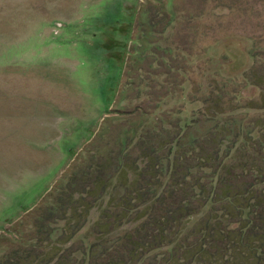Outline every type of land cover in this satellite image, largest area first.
<instances>
[{
	"label": "rangeland",
	"instance_id": "1",
	"mask_svg": "<svg viewBox=\"0 0 264 264\" xmlns=\"http://www.w3.org/2000/svg\"><path fill=\"white\" fill-rule=\"evenodd\" d=\"M215 94L234 99L226 116L203 104ZM263 104L264 0H0V259L92 242L108 196L65 245L79 218L49 223L43 209L73 166L133 128L169 130L195 115L191 133L228 116L233 131L252 129ZM40 220L51 243L36 240Z\"/></svg>",
	"mask_w": 264,
	"mask_h": 264
},
{
	"label": "trees",
	"instance_id": "2",
	"mask_svg": "<svg viewBox=\"0 0 264 264\" xmlns=\"http://www.w3.org/2000/svg\"><path fill=\"white\" fill-rule=\"evenodd\" d=\"M171 16L164 18L167 25L174 22ZM221 97L212 95L203 104L226 116L222 105H234V99ZM253 108L264 113V104ZM228 117L204 133H191L200 120L195 115L169 130L133 128L106 153L73 166L42 213L49 223L79 218L65 245L108 196L89 228L94 240L82 239L54 255L36 245L11 249L0 264H230L236 255L264 264V114L252 129L235 131ZM39 222L38 237L47 238L36 240L51 243L52 229Z\"/></svg>",
	"mask_w": 264,
	"mask_h": 264
}]
</instances>
